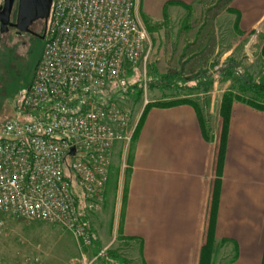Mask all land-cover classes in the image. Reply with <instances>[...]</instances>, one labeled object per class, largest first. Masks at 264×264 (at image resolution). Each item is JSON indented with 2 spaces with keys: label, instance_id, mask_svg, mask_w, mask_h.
<instances>
[{
  "label": "built area",
  "instance_id": "obj_1",
  "mask_svg": "<svg viewBox=\"0 0 264 264\" xmlns=\"http://www.w3.org/2000/svg\"><path fill=\"white\" fill-rule=\"evenodd\" d=\"M138 11V0H51L18 118L0 132V212L59 224L80 245L92 243L81 215L101 206L116 142L129 167L135 125L121 103L126 73L151 53Z\"/></svg>",
  "mask_w": 264,
  "mask_h": 264
},
{
  "label": "crops",
  "instance_id": "obj_2",
  "mask_svg": "<svg viewBox=\"0 0 264 264\" xmlns=\"http://www.w3.org/2000/svg\"><path fill=\"white\" fill-rule=\"evenodd\" d=\"M210 1L138 0V12L157 31ZM225 9L236 34L264 36V0H227ZM199 112L192 103L147 111L131 144L119 234L140 264H264V111L232 101L221 148V118L217 140Z\"/></svg>",
  "mask_w": 264,
  "mask_h": 264
},
{
  "label": "rangeland",
  "instance_id": "obj_3",
  "mask_svg": "<svg viewBox=\"0 0 264 264\" xmlns=\"http://www.w3.org/2000/svg\"><path fill=\"white\" fill-rule=\"evenodd\" d=\"M226 4L227 0H211L203 7L193 9L191 13L183 10L164 22L157 31H153L156 29L153 23L152 28L145 25L151 53L145 63L133 69L128 68L129 71L127 69L129 83L143 86V79L147 80L148 67H153L160 74L178 73L179 78L185 80L173 88L163 89H151L147 82L145 90L140 86L142 92L137 102L126 97L122 99L121 103L131 111L133 126L136 127L145 100L151 103L186 98L205 118V129L212 138L219 133L218 116L221 118V148L225 130L222 114L223 111L227 113V107L221 106V101L226 93H238V81L237 76L221 79L215 70L226 61H234L238 64L239 73L246 71L255 80L264 75V36L260 32L254 34V37L250 33L236 34L226 13ZM43 44V40L32 41L26 51L14 59L8 75L1 77L0 132L6 120L18 118L15 112L17 95L31 83ZM205 69L213 81L204 83L203 79L208 76L205 73V76L198 77L202 82L201 87L198 90L192 89L196 80L189 79ZM231 99L237 101L234 97ZM117 162L110 161L108 185L106 183L100 208L86 214L85 224L94 236L90 245H80L74 235L59 224L0 212V264H140L130 243L119 234V214L129 167L122 169L120 152ZM80 207H83V202ZM109 251H113L116 260L106 257ZM219 251L217 260L220 259Z\"/></svg>",
  "mask_w": 264,
  "mask_h": 264
},
{
  "label": "trees",
  "instance_id": "obj_4",
  "mask_svg": "<svg viewBox=\"0 0 264 264\" xmlns=\"http://www.w3.org/2000/svg\"><path fill=\"white\" fill-rule=\"evenodd\" d=\"M263 54H264V46H263ZM214 67V65H213ZM238 64L235 63L234 61H226L225 64L222 67H219L215 71L219 74V77L221 79L225 78H231L233 76H237V91L238 93H226L221 101V106L225 105L227 107V113L223 111V120L224 124L226 126V122L228 119V110L229 106L231 104V97H234L237 101L243 102L245 104H248L256 109L264 111V75L260 76L259 79H254L252 76L244 71L243 73L238 72ZM152 68V69H149ZM129 71V69H128ZM208 74L206 79H203L204 83H211L212 77L209 75V71L207 69L200 71L195 77L191 80H196V85L191 86L192 89L198 90L202 82L198 80V77L205 76L204 74ZM179 79V80H178ZM185 80L184 78H179L178 73H171V74H159L153 67H148L147 70V80L146 83L148 82V86L151 89L158 88V89H163V88H173L177 85L180 84ZM186 81H188L186 79ZM186 83V82H185ZM175 85V86H174ZM184 87L187 86V84H183ZM205 87V86H203ZM141 87L139 86L138 83H131L130 90L128 94L126 95V98H130L133 102H137L141 96ZM180 103H192L191 100L182 98V99H174L166 102H148L144 105L143 110L141 112V116L136 124L134 133H133V140L138 132L140 122H142L144 116L146 115L147 111L149 110L150 107L152 106H163V107H168V106H174ZM227 104V105H226ZM81 200L78 202L79 206L81 204ZM81 220L86 223V215H81ZM89 229V227H88ZM90 230V229H89ZM91 231V230H90ZM92 233V232H91ZM92 241H94V236L92 234ZM106 257L109 260H116L115 257L116 255L113 253V251H109L106 255Z\"/></svg>",
  "mask_w": 264,
  "mask_h": 264
},
{
  "label": "flooded vegetation",
  "instance_id": "obj_5",
  "mask_svg": "<svg viewBox=\"0 0 264 264\" xmlns=\"http://www.w3.org/2000/svg\"><path fill=\"white\" fill-rule=\"evenodd\" d=\"M6 0H0V85L1 77L11 71L14 59L22 55L34 40H43L47 19L37 18L24 28L17 24V0L6 16L4 6Z\"/></svg>",
  "mask_w": 264,
  "mask_h": 264
},
{
  "label": "water",
  "instance_id": "obj_6",
  "mask_svg": "<svg viewBox=\"0 0 264 264\" xmlns=\"http://www.w3.org/2000/svg\"><path fill=\"white\" fill-rule=\"evenodd\" d=\"M13 0L5 1V14L7 16ZM51 6V0H17V24L24 28L32 20L37 18L47 19Z\"/></svg>",
  "mask_w": 264,
  "mask_h": 264
}]
</instances>
